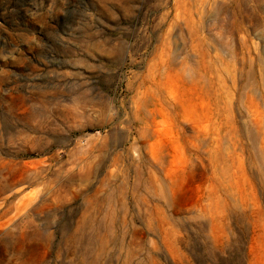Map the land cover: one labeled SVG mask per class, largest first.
<instances>
[{"label": "rangeland", "instance_id": "rangeland-1", "mask_svg": "<svg viewBox=\"0 0 264 264\" xmlns=\"http://www.w3.org/2000/svg\"><path fill=\"white\" fill-rule=\"evenodd\" d=\"M0 264H264V0H0Z\"/></svg>", "mask_w": 264, "mask_h": 264}, {"label": "bare ground", "instance_id": "bare-ground-1", "mask_svg": "<svg viewBox=\"0 0 264 264\" xmlns=\"http://www.w3.org/2000/svg\"><path fill=\"white\" fill-rule=\"evenodd\" d=\"M16 91V93H18L19 95H21L22 97H24L25 95L20 91V90H17V89H15ZM9 118H11V117H9ZM15 120V119H14ZM24 137H26V136H24ZM22 138V137H21ZM24 139V138H23Z\"/></svg>", "mask_w": 264, "mask_h": 264}]
</instances>
